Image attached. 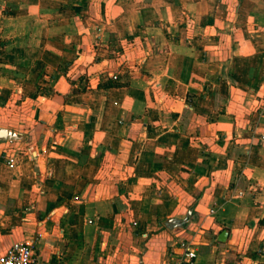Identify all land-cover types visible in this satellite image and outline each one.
I'll return each instance as SVG.
<instances>
[{
	"label": "crops",
	"instance_id": "obj_1",
	"mask_svg": "<svg viewBox=\"0 0 264 264\" xmlns=\"http://www.w3.org/2000/svg\"><path fill=\"white\" fill-rule=\"evenodd\" d=\"M0 126V254L264 263V0H0Z\"/></svg>",
	"mask_w": 264,
	"mask_h": 264
},
{
	"label": "built area",
	"instance_id": "obj_2",
	"mask_svg": "<svg viewBox=\"0 0 264 264\" xmlns=\"http://www.w3.org/2000/svg\"><path fill=\"white\" fill-rule=\"evenodd\" d=\"M14 163L13 161H10ZM181 251H173L166 264H196L197 252L189 241H183ZM35 246L33 242L18 241L11 245L5 253L0 254V264H35Z\"/></svg>",
	"mask_w": 264,
	"mask_h": 264
},
{
	"label": "water",
	"instance_id": "obj_3",
	"mask_svg": "<svg viewBox=\"0 0 264 264\" xmlns=\"http://www.w3.org/2000/svg\"><path fill=\"white\" fill-rule=\"evenodd\" d=\"M25 138V134L14 130L12 128H7V127H2L0 126V142L1 141H15V140H22ZM168 225H170L171 227H175L176 225H182V223L177 220V219H170L168 221ZM229 236V231L228 230H224L222 231V233L220 234V241H226L228 239Z\"/></svg>",
	"mask_w": 264,
	"mask_h": 264
},
{
	"label": "trees",
	"instance_id": "obj_4",
	"mask_svg": "<svg viewBox=\"0 0 264 264\" xmlns=\"http://www.w3.org/2000/svg\"><path fill=\"white\" fill-rule=\"evenodd\" d=\"M260 264H264V263H260Z\"/></svg>",
	"mask_w": 264,
	"mask_h": 264
}]
</instances>
